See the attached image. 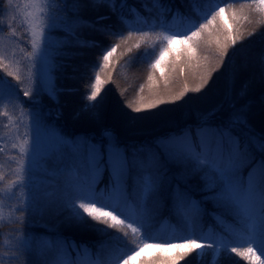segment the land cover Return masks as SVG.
I'll use <instances>...</instances> for the list:
<instances>
[{
  "label": "snow or ice",
  "instance_id": "1",
  "mask_svg": "<svg viewBox=\"0 0 264 264\" xmlns=\"http://www.w3.org/2000/svg\"><path fill=\"white\" fill-rule=\"evenodd\" d=\"M6 2L11 9L13 0ZM199 2L200 6L193 8L198 18L176 13L171 23L164 17L166 9L161 0H151V6L147 2L142 5L145 13L157 9L155 15H144L129 6L127 0H71V3L69 0H27L24 7L31 11L21 18L19 29L14 23L4 24L0 20V117L6 118L0 120V129L11 132L10 125H16L15 136L10 137L14 140L11 147L16 149L10 154L15 162L14 178L6 187H0V224L8 222L3 214V201L7 198L9 202L15 201V207L8 209L9 218L14 217L12 222L19 226L8 238L0 233V248H3L0 264H16L20 260L24 264H137L138 261L140 264H203L204 257L209 255L206 250H211V264H220L221 257L229 253L241 257L247 264H264V135L257 137L249 133L242 141L235 133L236 127L248 126L247 102L238 108L231 103L233 110L221 124L211 123L222 108L217 106L195 128L181 129L148 144L123 145L107 128L100 141L85 136L68 142L57 137L61 155L68 157L62 161L63 167L57 168L63 180L54 192H48L44 189L46 182L36 179L37 173L49 174V158L39 151L40 119L35 106L43 93L58 102L59 90L51 73L56 67L54 57L62 54L58 49L64 46L52 40V33L58 27L66 28L75 41L72 46L100 48L96 60L84 65L87 82L83 99L87 102L76 114L98 120L108 95L105 86L114 83L109 71L111 59L122 43L135 39L137 49L142 43L148 44L133 60H150L153 72L160 70L163 78L165 57H171L169 62L173 65L182 57L191 63L201 46L214 42L220 57L212 69L216 71L228 54V42L235 48L240 38L233 35L229 19L233 22L240 19L245 9L249 13H264V0ZM4 3L5 0H0V16L5 12ZM89 6L107 7L122 29L101 24L109 16H100L96 22L83 19L81 10ZM243 19L251 22L248 15ZM80 28H92L119 43L101 46L98 41L83 38L77 31ZM221 31L226 33L223 43L219 36H214V32ZM3 33L8 34V41L23 42L20 48L23 55L16 58L12 52L13 59L7 63ZM176 45L182 47L177 49ZM21 61H25L23 75ZM260 64L264 75V56L260 57ZM38 66L46 67L47 71L42 72ZM180 72L183 75L184 69ZM210 77L211 72L194 88L185 85L178 95L146 105L133 106L131 99L124 96L126 90L120 94L125 107L140 113L176 103L189 93H201ZM153 79L150 74L148 80ZM26 83L30 90H23ZM21 91L23 96L31 97L30 102L23 101ZM142 91L141 86L139 92ZM247 94L245 84L239 96L243 98ZM260 103L264 106V98ZM25 116L31 117L35 126L36 135L31 139L28 129L32 125L24 123ZM21 127L26 129L23 134L19 132ZM50 134L56 136L54 131ZM4 143L6 140L0 133V154L4 153ZM105 173L108 180L101 187ZM4 180L5 176L0 175V182ZM192 180L198 183H190ZM197 192L202 195L197 196ZM209 203L212 211L207 208ZM161 204L168 207L175 223L165 220L161 228H156ZM65 212L67 221L86 225L108 237L106 244L94 254L88 245L62 236L49 239L29 235L27 229L36 216ZM206 216H211L215 226H205ZM89 219L95 224H89ZM96 224L104 227L96 228Z\"/></svg>",
  "mask_w": 264,
  "mask_h": 264
},
{
  "label": "trees",
  "instance_id": "2",
  "mask_svg": "<svg viewBox=\"0 0 264 264\" xmlns=\"http://www.w3.org/2000/svg\"><path fill=\"white\" fill-rule=\"evenodd\" d=\"M147 2L151 6V0H127L129 6H134L144 15H155L157 9H153L151 13H145L142 5ZM71 3V0H69ZM161 5L166 9L164 17L167 22H172V17L176 13L184 16H191L198 18L193 11L194 6H200L199 0H161ZM239 9V5L235 6ZM127 13V9L124 10ZM80 15L83 19L96 22L100 16H109L110 18L101 22L103 25H113L116 29H122V25L117 21V17L112 15L107 7L101 6L93 8L91 6L83 8ZM244 15L249 16L248 20L243 19ZM259 22V23H258ZM222 23V21L217 22ZM229 23L233 24L232 32L234 36L240 38L235 45L231 47L229 41L228 54L225 56L222 66L216 70L212 69L219 62L220 57L217 52L216 44L201 46L197 50V58L189 63L187 57L173 65L169 61L171 57H165V71L164 77H161L160 70H153L150 67V60L139 59L133 60V57L139 55L146 48L148 44L142 43L140 49L135 48V39L128 40L127 43H122L117 49V52L111 59L109 71L112 72V79L114 83L107 84L105 91L108 92L105 98L104 105L100 110V118L98 120L90 119L88 116L81 114L77 117L82 105L86 103L83 99L85 91L84 84L87 82L84 68L85 64H91L96 60L100 48H78L74 45L73 37L68 35L67 29H57V34H65L71 39V44L65 47L64 53H77V55L63 54L54 57L55 69L52 71V76L58 92L57 100H51L50 97H43V104L54 109V113L58 118L54 119L47 115L39 105L35 106V111L39 113L40 120L46 125H49L53 131L62 135V137L79 140L85 136L91 137L96 141H100L103 129H110L116 139L123 145L132 144H148L160 137H165L174 134L181 129L195 128L202 118L217 106H222L220 111H217L211 123L221 124L225 117L233 110L229 105L235 103L238 108L243 103H249L247 112V127H236L235 133L241 137V140H246L249 133H254L257 137L264 135V106L260 101L264 98V75H262L260 57L264 56V13H249L247 9L240 14V19L235 22L229 19ZM83 38L88 40H95L101 46H107L112 43H119V41L107 38L100 32L92 28H80L77 30ZM250 33H255L250 35ZM225 32H214V36H219L221 43L224 42ZM151 43H155L154 41ZM177 49L182 47L177 45ZM131 48L132 51L127 50ZM151 50V49H149ZM239 50V51H237ZM233 52L236 55L233 56ZM207 57V59H205ZM231 57V63H229ZM198 65V66H197ZM173 67L175 71H173ZM184 69V74L181 75L180 69ZM227 69V71H226ZM235 71V78L233 80L232 73ZM191 72H194L192 74ZM211 72V77L208 84L201 93H189L186 100L189 103L183 109L186 114L182 116H175L173 120L162 124L161 115L154 114L153 109H146L129 120L126 127L116 124L115 116L112 115V100L113 96L124 91V96L131 99L133 106L146 105L153 100L160 98H171L178 95L185 85L189 88H194L201 78L207 76ZM153 75L154 79L149 81L148 76ZM107 75V73H105ZM197 80V82H196ZM194 83L193 84H191ZM202 82V81H201ZM200 82V83H201ZM248 85V94L241 98L239 92L243 85ZM143 87V91L139 92V88ZM179 88V92L174 89ZM71 90V91H69ZM103 94V93H102ZM76 96V103L66 108V104L70 103V98ZM124 103V97H122ZM180 102H182L180 100ZM159 107V106H158ZM130 108H125L127 112ZM131 110V109H130ZM160 109L158 108V111ZM162 111V110H160ZM193 111V113H188ZM114 118V119H113ZM109 119V120H108ZM128 125V126H127ZM55 153V156L52 154ZM259 156V153H257ZM48 172L47 176L42 175L41 178L46 183L44 189L48 192H54L58 184L62 182L63 176L59 175L57 168L63 167V162L68 159L67 154L61 155L60 147L57 151L48 154ZM247 170H245L246 172ZM41 174V173H40ZM107 173L101 182V187L107 183ZM190 183L197 184L198 181L192 180ZM197 196L202 193L197 192ZM209 211H212V205H207ZM67 213L50 214L43 217L36 216L31 222V227L27 229L30 236L39 238L53 239L58 236L74 240L78 244L83 243L88 245L95 254L101 245L106 244L108 237L93 230V228L86 225L69 222L65 219ZM10 217V214H8ZM14 217L6 218L7 223L0 224V233L8 238L19 227L12 220ZM168 220L170 223H175V220L170 218L169 209L166 205H160V216L157 218L156 228H161L164 221ZM89 224H95L94 221L88 220ZM205 226H215V221L211 216H206L204 220ZM96 228H102L103 225H95ZM109 232L114 230L109 229ZM7 243V239L5 240ZM209 255L204 257L203 264H211V250H206ZM3 248H0V253ZM192 260V257L188 258ZM16 264H24L23 260L16 262ZM137 264H140L138 261ZM185 264V262H181ZM220 264H247L241 257L235 256L234 253L225 254L221 257Z\"/></svg>",
  "mask_w": 264,
  "mask_h": 264
},
{
  "label": "rangeland",
  "instance_id": "3",
  "mask_svg": "<svg viewBox=\"0 0 264 264\" xmlns=\"http://www.w3.org/2000/svg\"><path fill=\"white\" fill-rule=\"evenodd\" d=\"M25 3H27V0H13V7L10 9L9 5L7 4V2L5 0V4L3 6V8L5 9V12H4L3 16H1L0 20H2V22L4 24H13L14 23L16 25V27L19 29L21 24H22L21 18L26 14L27 11H31V9H25V7H24ZM17 5H19L18 8L16 7ZM58 28H61V27H58ZM18 34L20 35L19 31H18L17 35ZM3 35L5 36V43L3 46L6 49V51H5V56H6L5 62L7 63L9 60L13 59L12 52H15L16 58L21 57L23 55V53L20 51V48L23 46V42L17 43L15 41H8V39H7L8 34L3 33ZM52 40L55 43L64 46V47H61L58 49V51L60 53H62V55L65 52V46H68L71 43V41H69L68 37H66V36L57 37L54 34H52ZM28 50H30V45H28ZM57 56H59V55H57ZM24 63H25V61H21V68H22L21 74L22 75H23ZM38 67H40V66H38ZM40 70L42 72H46L47 68L46 67H40ZM191 73L194 74V72H191ZM196 82H197V80H196ZM23 90H30V86L26 83ZM43 95L49 96L47 93H43L40 97L42 98ZM40 97H39V100H40ZM27 98H31V97H27ZM168 99H170V98H168ZM181 101L182 102L177 101L176 103H170L169 108L164 110V111H160V110L158 111V107H156V108H154L153 113L158 114V116L161 115L162 124H164L165 122L173 120L176 115L182 116L183 114L184 115L186 114V111H184L183 109L186 107V105L189 103V101L186 100V97ZM125 108L126 107L124 106L122 98H120L119 100L113 101L112 115L115 116V119L114 118L113 119L116 122V124H118V125L120 124L122 127H126V124L129 123V120L137 115L136 112H133L130 109L126 112ZM8 111L11 112V108H9ZM191 112L193 113V111H188V113H191ZM4 119H6V118L0 117V120H4ZM29 119L24 118V123L32 125V118L30 117ZM15 128H16V125H15V123H13L12 125H10V129H12L11 132L9 131V129H0V133L3 134V136L6 140V143H4V145H3L4 146V153L0 154V175L5 176V180L3 182H0V187H6L7 184L10 183L11 179L14 178L13 173H12V169L15 166V162L10 159V154L14 153L16 151V149H12L11 143H13L14 140L10 137L15 136ZM19 130H21L20 133L23 134V132L26 129L21 127ZM28 130L30 131V139H31L36 135L35 126L32 125V127ZM52 131L53 130L45 129L42 125H40L39 151L41 152V154H47L49 151L55 150V149H57V147L60 146L57 143V137H59V138H63V137H61L55 131L54 132L56 133V136L55 137L52 136L50 134ZM103 131L104 130L102 129L100 133L103 134ZM66 140L68 142H70L69 139H66ZM5 158H7V159L5 160L4 163H2L1 160H4ZM40 176H42V174L37 173L36 179H37V177H40ZM6 200H7V198L4 199V201H6ZM12 202H15V201H12Z\"/></svg>",
  "mask_w": 264,
  "mask_h": 264
},
{
  "label": "bare ground",
  "instance_id": "4",
  "mask_svg": "<svg viewBox=\"0 0 264 264\" xmlns=\"http://www.w3.org/2000/svg\"><path fill=\"white\" fill-rule=\"evenodd\" d=\"M201 82V81H200ZM199 82V83H200ZM191 84H193L194 85V83H192L191 82ZM175 91H177V92H179L180 90H179V88L177 87L176 89H174ZM120 98H122V96H121V94H118V93H116L114 96H113V100H112V102H111V104L113 105V101L114 100H119ZM165 100H167V98H165ZM76 96H72L71 98H70V103H67L66 104V110H67V108H69V106H71V105H74L75 103H76ZM111 105V106H112ZM169 106H170V103H166V104H162V105H159V109L160 110H162V111H164V110H166V109H168L169 108Z\"/></svg>",
  "mask_w": 264,
  "mask_h": 264
}]
</instances>
